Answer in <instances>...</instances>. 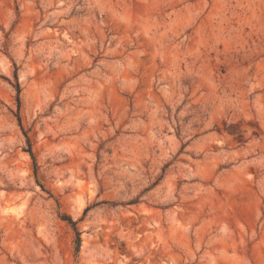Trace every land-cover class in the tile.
Wrapping results in <instances>:
<instances>
[{
    "label": "rangeland",
    "instance_id": "374dc122",
    "mask_svg": "<svg viewBox=\"0 0 264 264\" xmlns=\"http://www.w3.org/2000/svg\"><path fill=\"white\" fill-rule=\"evenodd\" d=\"M0 264H264V0H0Z\"/></svg>",
    "mask_w": 264,
    "mask_h": 264
},
{
    "label": "trees",
    "instance_id": "16d2710c",
    "mask_svg": "<svg viewBox=\"0 0 264 264\" xmlns=\"http://www.w3.org/2000/svg\"><path fill=\"white\" fill-rule=\"evenodd\" d=\"M16 79H17V74H16ZM17 91H18V93H20V85H19V83H17ZM18 103L20 104V98H18ZM28 152L30 153L32 158L35 159V155H34V153H33L31 148L28 150ZM67 221H69V223L74 228V231H75V233L77 235V244H78V248H79L80 247V242H81V234H80V232H79V230L77 228V223L74 222L71 218H67Z\"/></svg>",
    "mask_w": 264,
    "mask_h": 264
}]
</instances>
